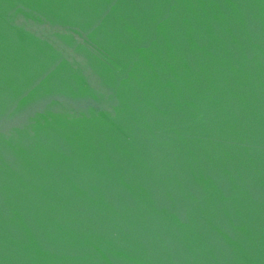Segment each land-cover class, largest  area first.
Wrapping results in <instances>:
<instances>
[{
    "label": "water",
    "instance_id": "95a60500",
    "mask_svg": "<svg viewBox=\"0 0 264 264\" xmlns=\"http://www.w3.org/2000/svg\"><path fill=\"white\" fill-rule=\"evenodd\" d=\"M0 264H264V0H0Z\"/></svg>",
    "mask_w": 264,
    "mask_h": 264
}]
</instances>
